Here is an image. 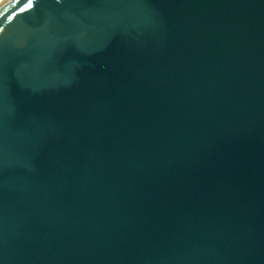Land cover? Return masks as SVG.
Returning <instances> with one entry per match:
<instances>
[{
    "label": "water",
    "instance_id": "95a60500",
    "mask_svg": "<svg viewBox=\"0 0 264 264\" xmlns=\"http://www.w3.org/2000/svg\"><path fill=\"white\" fill-rule=\"evenodd\" d=\"M23 2L0 264H264V0Z\"/></svg>",
    "mask_w": 264,
    "mask_h": 264
},
{
    "label": "snow or ice",
    "instance_id": "6c2138e0",
    "mask_svg": "<svg viewBox=\"0 0 264 264\" xmlns=\"http://www.w3.org/2000/svg\"><path fill=\"white\" fill-rule=\"evenodd\" d=\"M34 7V0H26V2H23L22 6L19 7L18 12L19 13H25L26 10L32 9ZM5 19L9 22H11L14 19V16L8 15L5 17ZM4 27L0 26V33L4 32Z\"/></svg>",
    "mask_w": 264,
    "mask_h": 264
},
{
    "label": "bare ground",
    "instance_id": "6f19581e",
    "mask_svg": "<svg viewBox=\"0 0 264 264\" xmlns=\"http://www.w3.org/2000/svg\"><path fill=\"white\" fill-rule=\"evenodd\" d=\"M7 0H0V6H2Z\"/></svg>",
    "mask_w": 264,
    "mask_h": 264
}]
</instances>
